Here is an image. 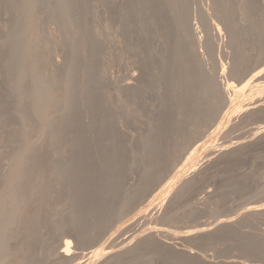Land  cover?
Instances as JSON below:
<instances>
[{
  "label": "rangeland",
  "instance_id": "obj_1",
  "mask_svg": "<svg viewBox=\"0 0 264 264\" xmlns=\"http://www.w3.org/2000/svg\"><path fill=\"white\" fill-rule=\"evenodd\" d=\"M24 1L26 2L28 0H0V186L1 187L4 188V183H5V187L7 185L6 182L8 178H10L11 164L15 156L19 152L25 151L24 147L25 149L28 148L31 145L30 143L34 145V146L31 145L32 148L34 147L33 148L34 152L33 151H32L33 153L31 152L32 153L31 163H29L27 167L25 166L26 169L25 168L22 169V176L27 175L26 179H28V181L32 180L31 181L32 183L31 182L28 183V181L22 176H20V178L23 179L21 180L19 179L18 181L19 187L22 186L21 188L24 189V192L26 193L27 197L31 198L29 199L31 201L29 200L27 201L29 202V205L27 202H26L27 204L26 203L24 204L23 202L22 204H20L23 205L20 207V209L23 210V213H21L22 211L20 210V215H19L20 216L19 223L22 224V225L19 224L20 225L19 230L20 229L21 230L16 236L17 238L16 239L13 238L14 240L12 239L8 243L9 245V248L7 247V249H9L8 253L10 255H12L13 253L14 255H16L17 254L16 252L20 251L19 254L24 255L26 252H24L23 254L21 253V250L22 252L25 249H26L25 251L27 252L31 251V253L30 252L29 253L31 256L33 255V258L35 257L34 258L35 264H42V263L43 264H109V263L110 264L113 263L114 264H123V263L124 264H264V211L262 212L261 210L259 213L257 212V214H255V212H252L254 214H252L251 212L249 213L248 211H247L248 213L246 212L248 205L250 206L253 203L254 204L256 202L258 203V201H264V35H261L260 39L256 41L257 38L253 36V31H250L251 28L250 24L242 20L243 13L240 14L242 12L240 6L241 0L240 2L238 0L240 9L238 7V4H236L237 2L235 0L234 1L211 0L212 4L210 3V0H200L202 3L199 0H193L194 2H192V5L194 6H192L191 10L190 7L192 0H153L159 3L160 5L167 7L175 6L178 5L179 3L185 4V7H187V4L188 7L190 6L189 7V12L191 17L190 27L192 30L195 29L196 31L193 30L194 31L193 33L197 34L196 36L195 34L193 36L191 30V39L195 47L194 52L197 55L199 54L200 56L202 55V57L196 55L197 61L199 63L198 65H200L199 67H197L198 71H196V73L198 72V75L199 73L200 75L198 77L196 74V78L199 79L200 84H203V86H205L206 82L207 84L209 82L210 85H212V87L209 86V84L206 85L208 86V88L211 87L213 89V92L217 91L218 94L216 95L217 96L219 95L218 97L219 99H221L220 101L222 102L220 103L218 98L216 99V101L215 100L212 101L214 98L211 97L212 99L211 100L209 99L210 96L209 97L207 96L208 100L214 102L213 104L209 102L210 104H212V106H210L207 103L208 100L205 98V96L202 97V99L203 98L206 99V101H203L206 104L200 101L199 105L201 104L203 105V107L205 105L206 107L207 105H209L207 108H209L210 110L211 107L212 111L210 110V112H213V110L215 109L213 115L205 107L206 109L204 108V110L202 111L203 116H204V111L206 113L207 110H208L207 112H209L210 115H208L209 113L207 114L208 116L205 114V116L202 119L200 118L202 117L201 112L199 114H197V112L196 113L193 112L187 113L188 111L187 112L185 111L186 113L183 112L184 111L183 108L185 105H182L183 104L182 102L186 101V99H182V98H181L182 100L180 99V97H183L182 95L183 91H185L184 92L185 97L183 98H186V95H188L187 97H189L190 99L195 98L194 94L196 92L193 91L194 98L192 97V95H190L191 96L190 97L189 96L190 93L186 92L187 90L190 89V83L188 82H190L191 80L189 78V81L188 79L187 80L185 79L186 81H184V79H182L183 76L180 77V75H178V73L182 74L181 70L178 67H175L174 70L171 69L173 72H171L170 70L171 75L169 71L168 73L167 71H163L160 66H158V68L156 66L150 67L149 70L147 69V71H149L148 73H146L147 71L145 72V70L142 69V67H140L138 58L141 59L140 57L142 56L141 55L142 50L139 51L141 48L140 41L142 36H140L141 33L139 35L138 31H136L137 26L135 28L134 26L133 27L131 26L132 22L134 21L130 19L132 17H130L128 12L126 11H129L127 7H130L132 9L131 12L136 15L135 21L139 25L140 22L142 21L141 15L144 16L150 4H147L144 7L142 6L140 8H137L133 3H130V0H112V1L91 0L95 2L89 1L90 5L87 15L85 14V16L84 15L78 16L79 22L80 23L82 22L81 23L82 25L80 26L81 32L79 31L80 30L79 29L77 33H75V36L81 39V40L79 39L78 41V43L81 46L79 44L78 46L76 45L77 47H81L79 51V49L76 50L77 47H75L74 43H71V41L62 40L64 38L61 37L62 36L60 32L61 26L59 25V22L61 24L60 17L62 15L57 17L53 13V8L57 4L59 5L58 2L59 0H42L41 1L42 4L40 6H36L33 8L30 7L29 2H28L29 5L26 6L27 4L25 5ZM109 1L113 9L115 7L114 10L112 9V7L109 8L110 5L106 4V2ZM134 1L148 2L149 0H134ZM206 1L209 2L206 3ZM99 3H103L104 6H102ZM203 3L205 4L203 5ZM20 4L22 6H20ZM198 4L199 5L202 4L204 7L201 5L202 7L199 6L197 8ZM213 4L216 5L217 8L216 11L212 10V8L215 7V5ZM217 4L220 5V7L223 6L221 7L223 9L222 10L223 12L221 11V8L217 6ZM230 6L233 7L231 8ZM24 7L26 8L25 10ZM106 8L109 9L107 10ZM201 8H202L201 11L202 13L199 12ZM22 9L24 13L22 12ZM111 9L113 12L111 11ZM183 9L187 10V8H183ZM235 9L239 11H236ZM204 10L207 11L204 12ZM212 12H214V14H212ZM227 12L228 14H232V22H234L233 23L234 27L235 25H237L238 31L241 30L240 32L243 33V34L239 33L241 42H243V44L241 43L236 44L231 40H230L231 43L230 41H226L232 38V36L230 35L231 31H229L228 29L231 27V25H229V23L227 22L225 23L224 14L225 13L227 14ZM25 14L26 16L27 15L28 16L26 17ZM204 14L207 17L210 16L212 17L211 19L209 18V21L211 20L210 23L218 21L217 24H219L222 27L220 30L221 35H219L220 32L217 29L211 31V29L206 24H204V21L202 19H199L200 21L198 20L199 16H201L202 18ZM219 14H221L220 15L221 17L218 16ZM115 15H117V17ZM123 15L125 16V18H123L124 17ZM239 15H241L240 16L241 18L238 17ZM215 16H218V18ZM29 17H33V20L35 17L38 25L35 23V21L33 22V20H30L32 18L29 19ZM213 17H215L216 19ZM219 18L221 20L224 19L223 22L225 25L226 24L227 25L223 26L222 25L223 23L220 24L219 21L220 22L222 21L219 20ZM233 19L237 21L235 22L233 21ZM192 20L194 22H192ZM238 21L239 22L243 21L242 22L243 25H241L242 23L238 24L237 23ZM32 23L36 24V25L34 24L35 26L33 27L35 29L31 28L30 29L31 31L28 30L26 32L24 30L27 29L25 28V26L27 27L29 26V24ZM211 25L214 26L213 23L210 24V26ZM13 27L17 29L16 31L17 33L19 31L18 35L16 33L14 35V33L12 32L14 31ZM206 27H207V31H205ZM244 27H248L247 28L248 33L246 31L244 34V31L246 29L245 30L241 29ZM225 28H227L228 30ZM226 31H228V33L225 34ZM136 32L137 34H135ZM249 32H251L250 35ZM209 33H213V34H209ZM227 34L231 37H229ZM57 35L61 38H59ZM224 36L226 38H224ZM90 37H92L95 40H99L103 42L102 44L103 48L102 50H100L101 53L93 54L94 56L96 55V57H94V60H92L93 55L92 57H89L88 55L86 56V54H89L88 52L90 50L89 44L88 46L86 44L89 43V41H92L91 40L92 38ZM137 37L139 39H136ZM242 37H244V39L247 40L244 39L242 40ZM46 38L48 39L46 40ZM211 38H214V40ZM223 39L225 40L224 42L225 44L223 43L224 41ZM22 40L23 41L25 40L24 45L26 43L27 44L30 43L31 40L32 42L34 41V44L32 45L33 46L32 52L34 51L33 54L36 53V55H39V58L40 56L41 57L45 56V57L42 58V60H39L40 61L39 64L41 66L38 65V63L37 64L31 63V61L29 60H24L23 62L21 60L20 63V59H18L20 64H17L18 62L15 63L16 71L14 70V67L12 71V69L11 70L10 68L8 69L7 66L8 63H10V61L12 60V58L15 59V57L18 55L20 48L25 47L23 45ZM59 40H62L63 42ZM158 40L159 42L161 40V43H159ZM166 40L167 37L165 35L164 36L161 35L159 38L155 40V47L157 46L156 52L161 49L162 44ZM80 41H83L84 44L82 42L80 43ZM84 41L87 43H85ZM12 42H16V43H12ZM92 42H94V40ZM226 42L228 45H226ZM131 44L134 47L133 50ZM208 44L210 46H208ZM239 44L241 46H239ZM19 45L22 46L20 47ZM83 45H85L86 48L88 47L89 50L86 49L85 46ZM134 45L135 46L138 45V47L136 46L137 47L136 48ZM214 45L217 47L215 48ZM230 45L231 47L229 48ZM234 45H236V47L238 46L237 51H235ZM50 47L52 48L51 51L53 52L48 53ZM73 47L75 48L74 50H76V53L79 52L78 56H80L79 59L81 62L84 59V64H85V62H89V60L91 59L89 62V66L92 65L93 66L92 68L90 66V68L88 69L89 67L88 66L87 68H85V70L87 71H85L83 68L84 64L82 62L83 65L81 64L82 67H79L80 69L79 68L78 69L76 68L77 70L74 69L73 63L71 64V62H74V57L72 54H76L75 51H73L72 49ZM210 47H212L213 49L211 48L210 50ZM5 48L8 49L9 51L6 50ZM39 49L41 52L39 51ZM233 49L237 53L235 55H238V53L241 51L240 54L244 58L243 57L238 58L237 56L238 61L236 59V62L234 63L233 61L235 60V58H233L234 54L231 55L232 52L235 53L234 51H231ZM86 50L88 51L86 52ZM213 50L216 53H214ZM225 50L227 51L229 50L230 52L229 51L225 52ZM55 51L58 53H56ZM20 52L22 53V50ZM211 52L214 54H212ZM21 53H19V55ZM163 53L164 52H157V54L161 58L163 56L166 58V53L165 54ZM54 55L56 56L57 60L56 58H54L55 57ZM218 56L219 59H215ZM72 57H73V61H69L71 60ZM109 57L111 60L108 59ZM203 57H206L207 60L206 58L203 59ZM240 58L241 60L243 58L242 62L241 60H239ZM46 59H49V61ZM85 59L87 61H85ZM107 60L108 61L110 60V62H108ZM229 60L233 61V63L236 66ZM4 62H7V65ZM240 62L241 63L244 62L245 64L243 63L244 64L243 65ZM238 63L241 64V66ZM16 64L18 65V70L20 72L17 71ZM42 64L45 66H43ZM77 65L80 66L79 63ZM201 66L203 67L204 70L201 69L202 68ZM199 68L201 69V71ZM229 68L231 70H229ZM37 69H38L37 75L39 76L33 74L34 71L37 72ZM54 69L56 70L54 71ZM71 69L72 71L74 70L73 73L70 72ZM100 69L103 70V73ZM150 69H152L151 70L152 72H154L153 70L156 69L154 72L155 74L152 72L150 73ZM159 69L161 70V75L159 74L160 72H158ZM99 70L101 72V74L99 75V78L101 79L100 88L103 89L104 91L103 92L104 99L102 103L105 105L106 108L110 109L111 112L113 113L112 122L114 128L115 127L119 128L117 130L118 131L120 130L121 132V133L118 132L116 134L117 135L116 138H118V135L123 134L122 137H119L121 138V141H119L120 140L119 138L117 140L114 139L115 138L114 134L117 131L115 128V132L113 131L114 132L113 135L111 132L109 133L111 135L109 136L112 138L111 140L112 141L114 140L113 144L111 141H109L110 139H108L107 136L108 134L101 135L102 140H104V142L109 141L108 144L109 143L111 144V145L107 144L106 147L104 145L105 143L102 140H100L101 136L98 135L99 132L104 131V128L101 126V123H98V125H96L95 123H97L99 120L96 117H88L87 113L84 112L83 113L84 118H82V121L80 120L83 123L84 128L86 129L90 124L95 128L94 129L90 128V131L86 130V136H82L84 140H88L87 147L84 146L72 147V141H75L73 134H69V133L66 134L62 132L64 134L63 137L62 136L59 137V135H62L61 130L63 131L62 128L64 127L63 125H65L64 123L65 121L63 122L59 121V120H63L61 118H63L64 116L62 117L61 115L64 113L61 112V115H59L60 113L59 107L61 106V103H58V107H57V102H62L63 98L65 97V96L63 97L60 96L62 95L61 93L65 92L66 90V88L63 87L64 83L66 85L72 83L74 89H72L68 95L72 97L71 99L74 98L75 100L74 99L73 100L75 102L77 101V103L75 104L80 103L79 105L85 107L89 103H91V99H92L91 93L96 89V84L94 85L93 83L96 82L95 78H97ZM162 71L165 72L166 74H164ZM174 71L177 72L178 76L175 74ZM39 72L41 74H39ZM141 72H144V74L141 75ZM21 73L22 74L26 73L27 75L21 78L22 76ZM94 73L96 74L95 76L93 75ZM153 74L154 77L152 76ZM158 74L162 78L157 77ZM149 75H151V77ZM167 75H169L168 79H167ZM173 75L174 76L176 75L175 77L181 79L176 78L174 82L175 77H173ZM201 75H203V77L205 76L203 80L200 77ZM17 76H19L20 78L18 77L19 79H17ZM40 76L42 77L46 76L44 78L45 79L49 78V80L52 78L54 80H59V81H54L52 79L50 81V83L52 81L54 82L55 86L53 85V89L58 88V90L55 89L56 92L53 90V92H55V97H54V93H52L53 95L52 98L50 97V95L48 96V98L50 99L47 100L46 98L44 108L41 110L43 111V113H45L44 111L47 110H48L47 112L50 113L51 109L53 108V111H51L52 113L49 115L51 116L49 117L51 118V120H49L51 123H49L48 121L49 124L46 125L47 127L44 128L43 126L45 125L42 124V120H40V116H39V113L41 111L37 113L36 111H34V108L31 107L33 106V101H32L33 99H31L32 94H29L32 93V91H36L34 88L36 89L39 88V87L38 88L35 87V79ZM93 76L94 79H92ZM143 78L144 81L147 78V80L149 79L151 80V82L155 81L156 79L155 81L156 83L154 82L152 83L158 84L161 81L162 85L164 81L167 82L170 79V81L167 82V84L165 82L164 83L166 85L169 84L168 86L173 87V88L169 87L172 88L171 91H174L175 90L174 88H176V90L174 91L175 93L170 92L168 86L166 87L165 85H163L165 86V88H167V90L163 89L164 87L161 85V82L159 83L161 85L160 86L159 84L154 85L148 81V84L151 83L149 84L150 87L149 85H147V89H146L147 91L144 92H148V90H150L151 87H152V91L153 89L154 91L153 94L152 92H148L149 94L143 93V95L145 94V97H142L143 100L140 97H139L140 100L139 99L137 100L138 97L135 99L133 95H130L132 97L128 95L130 98L129 97L126 98L127 96H124L123 97L124 99L122 98V95H120L121 93L117 95L119 93V90H117L118 87L120 88L121 86H124L125 83L127 84L132 81L134 82V84L130 83L129 85L138 86L140 84L139 83L140 80L142 82ZM157 79H161V80L157 81ZM214 79L216 80V82ZM49 80H47L48 83ZM181 80H183V82H181ZM178 81H180L181 83H178ZM226 82L227 83L229 82L230 85L232 86V88L230 89V93H227L224 90L226 87L225 86ZM177 83H178V87L174 85ZM183 84H185L186 85L185 87L186 88L188 87V89H185ZM215 84L217 85V88H214ZM56 85H60V86L56 87ZM23 86L29 89V91H27L28 95L27 94L25 95L26 97L25 96L22 97L18 95L19 93L18 91ZM44 86L47 87L46 85ZM44 86L41 87L42 90L45 89ZM155 86L156 87L158 86V88H156ZM240 86L243 87L244 90ZM159 87H163V88L161 89ZM63 88L65 90L61 91V89ZM155 88L157 91L155 90ZM31 89L33 90L31 91ZM163 90H165L166 93L167 91H169L167 93L168 94L167 97L163 93H161ZM45 91L47 90L45 89ZM237 91L239 92V95ZM169 93L172 94L169 95ZM215 93H213L212 96L216 98ZM57 95L61 98L60 99L57 98L56 97ZM196 96L197 97L194 100H199V99L202 100L199 97V95ZM164 98L166 99L165 102H164L165 100ZM135 100H137V102L140 101L138 104L141 106L138 105L136 106L137 102ZM194 100L191 101L194 102ZM55 102H56V107L55 106L54 107L57 108L56 110L59 111V112L57 111L58 114L55 113L56 110H54L55 108L53 107V105H55ZM156 104L157 107L155 106ZM178 104H180V106L181 105L183 106L182 108L178 106L180 107L181 111L178 110L177 107ZM213 105H215L216 108L215 107L213 108ZM45 106L46 108H49V106L51 108L45 109ZM19 107L20 108L23 107V108L20 109ZM175 107L177 108V110ZM30 108H32L33 110ZM129 108H131L130 111ZM26 109L27 112H29L28 115L27 113H25ZM20 111H22V113ZM23 113H25L26 115H23ZM33 113H37L38 117L36 114ZM54 113L56 115H54ZM32 115L35 117H32ZM160 116H162L163 118H161ZM184 117H186L185 120ZM205 117H207L206 120H204ZM177 120L178 121L182 120V122L180 121V123H178ZM31 121L34 123H32ZM204 121L206 122L208 121V122L206 123ZM30 122L32 124H35L33 125L34 129H32L31 132L29 131L31 128H33V126L31 125L30 128L29 126H27L31 124ZM37 122H40V124ZM55 129L58 137L57 136L55 137L56 134L53 133ZM154 129H156V131H159V135L158 132L154 131ZM162 130H164L163 133ZM35 132H38L37 135ZM97 135L99 139L96 138ZM104 136H107V139ZM51 139L52 141H50ZM61 139L63 141H61ZM99 140L102 143L99 142ZM184 140L185 141L187 140L188 142L186 141L185 143ZM115 141L116 143H114ZM52 142H54V146ZM50 144L52 146H49ZM158 144H159L158 147L160 149L157 147ZM103 146L105 147V149L110 146V151H112L111 148L113 149V151L110 152L109 154L108 153L109 150L108 149L105 150ZM154 146H156L157 148H155ZM20 147L23 148L21 149ZM152 147L153 149H151ZM157 149H159L160 152L159 151L156 152ZM58 150L60 151L58 152ZM114 152L116 154H114ZM151 152H155V153H152L153 155H151ZM112 153L114 154V156H112L113 158L116 156V159L114 158L115 160L119 158L118 161H116L119 162V164L114 162L115 160L111 158L110 155ZM12 154L14 155L12 156ZM78 155L80 158L81 155H85L84 156L85 158L81 161L80 158L79 159L77 158ZM150 155L152 158L150 157ZM109 156L110 158H108ZM109 159L110 160L113 159L114 161L108 162ZM47 162L50 163L51 166ZM108 163L110 164L108 165ZM148 164L151 165L152 168H148L149 169L148 171L146 169V171L148 172L147 173L144 168L145 166L150 167ZM29 165L32 167H30ZM46 166L47 168L49 167V169H46ZM57 166L58 168H56ZM63 166L65 167V170H62L64 169ZM66 166L69 167L66 168ZM33 167L35 169H32ZM61 167L63 168L61 169ZM40 168L44 170V172L45 171L48 172V174L44 175V172L42 173V170ZM51 168H53V170ZM69 168L73 172L74 171H77L78 173L79 171L81 172L79 174L82 175L79 176L80 178L79 177L77 178V181L78 179L81 178L84 180L81 179L82 181L79 180V182H76L75 180L74 181L78 184L83 183V185L85 183L90 184L91 187L93 188L92 192L90 191L88 192V194L80 195L76 191L78 190L79 185H77L78 186L77 188L72 186L70 187L71 182L69 183V181L72 180L73 178L75 179L76 174L74 175L72 171L69 170L70 171L69 172L68 170H66ZM54 170L57 171L54 172ZM60 170H62V173L66 172V174H68L67 172H69L70 174L72 173L71 175L73 176V178L69 174L67 175L66 178H68V176H71V179H69L70 177L68 178V180L65 179V177H63L61 172L60 173L58 172ZM57 172L62 177H60V175ZM144 172H146V174H144ZM32 176L34 177L32 178ZM61 178H64V181ZM113 178L117 182L116 185L114 183L115 181ZM60 179L62 181H59ZM105 179H108V181L112 179L113 180L112 184H114L115 186L111 184L112 187L109 186L107 188L104 187ZM68 183L69 185H67ZM25 185L26 186L29 185L27 186L28 188L26 187L25 189ZM31 185L32 187L33 186L34 187L31 188ZM73 185L76 186V184ZM72 188H75L76 190L74 189V191L76 192H74ZM25 190H27V192ZM70 190L73 192V194ZM24 192L22 190L20 199H22V196L25 195ZM126 195L127 197L131 196V198L128 197L129 198L128 199ZM33 197L36 198L34 199ZM4 202L6 204L5 203L3 204H5V206L8 205L7 207L13 205L12 202L9 201H4ZM50 202L52 204H49ZM78 202L82 203L80 204L82 205L81 207L78 204ZM76 204L79 206L80 210H82L83 208V210L85 211V212L83 211V213H85V215L88 214L89 216V214L92 213L90 214V216H92L93 218L92 219L89 216L92 222H90L89 220L90 218L85 219L86 223L84 224L87 223L88 224L85 226L86 230H81V232L79 231V229L77 232H75L77 228L74 230L73 226L69 223L70 222L69 217L71 219V217L73 216L72 209H76L77 206ZM83 204L85 206L87 205L89 209L85 207ZM89 211L90 213H86ZM36 213L40 215L38 216ZM21 215L22 216L24 215V217H22ZM223 217H231L230 222L228 223L221 222L220 218L222 220ZM85 218L88 217L85 216ZM232 218L235 221L232 220ZM97 219L98 220L100 219L101 221L100 220L98 221ZM86 220H89V222ZM218 222L220 223V225ZM31 224H36V229L39 228L38 230L41 231L39 232L37 230V233H35L36 235L34 236V238H28L27 240L26 239L27 237L25 236L26 230L24 231V229H28V227H30ZM64 224H66V228ZM206 224L211 226V228H209L211 230L210 231L207 230L202 234L195 233L191 235L188 234V232L186 231V230L190 231L191 230L190 228L192 227H193L192 229H194V226L196 228L197 226L200 227ZM59 225H62V227ZM70 225L72 228L69 227ZM161 226L162 227L165 226L164 229L166 227L168 230L171 229L174 233H176V236L171 237L170 235H168L167 237L166 233L162 232L164 235H166L165 238V236L161 233V231H159L160 230L159 228L162 229ZM83 231L84 232L86 231L87 233H83ZM20 232L21 233L23 232L24 234H21ZM80 233L84 235L83 236L84 239L82 240H81V235H79ZM181 233L184 234L181 235ZM183 235L184 237L186 235L187 236L185 238H182ZM67 237L72 241V246H71L72 250L68 257L62 256L61 258V254H60L61 245L63 246L64 244L63 242ZM258 237L260 238V240ZM29 239H32L33 241ZM34 239L35 240L38 239V240L35 241ZM16 240L18 241L16 242ZM61 241L63 244H61ZM257 241L260 242L257 243ZM138 242H140L141 246L138 245ZM254 242H256L258 245ZM107 246L115 247L114 248L115 252L113 253V256L115 255L114 257H116V254H118L117 252H120L119 256L117 255L118 258L112 259L113 256H111V254L106 257H102L100 255V252L98 250L105 248ZM26 247L32 249H29L28 251ZM44 247H45V251H44ZM162 250L164 252L167 251L166 254L165 253L162 254L163 253ZM120 254L122 257L120 256ZM20 255H16V256H20ZM33 258L32 257L30 258L31 261H33ZM107 258L108 260L106 261ZM30 259H28L29 263L27 262V264H34V262L32 263Z\"/></svg>",
  "mask_w": 264,
  "mask_h": 264
},
{
  "label": "bare ground",
  "instance_id": "obj_2",
  "mask_svg": "<svg viewBox=\"0 0 264 264\" xmlns=\"http://www.w3.org/2000/svg\"><path fill=\"white\" fill-rule=\"evenodd\" d=\"M41 1L42 0H28V1H24L25 2V5L26 6H28L29 4H30V7H36V6H40L42 3H41ZM85 1V2H84ZM88 1V2H87ZM89 1H91V0H59L58 2H59V5L57 4L54 8H53V13L58 17V16H61L60 17V19H61V24H60V22H59V25L61 26V30H60V32H61V37L62 38H64V39H62V40H69V41H71V43H74V46L75 47H77L78 46V41H79V39L80 38H77L76 36H75V33H77V31L79 30L80 32H81V28H80V26L82 25L80 22H79V20H78V16H80V15H84L85 16V14L87 15V13H88V10H89ZM95 1H97V0H95ZM95 1H91V2H95ZM100 1H108V0H100ZM112 1V0H111ZM200 1V0H199ZM213 1V0H212ZM228 1V0H227ZM229 1H231V0H229ZM232 1H234V0H232ZM236 2V4H238V7H239V3H238V0H235ZM19 2H21V1H19ZM23 2V3H24ZM28 2H29V4H28ZM192 2H194L193 0L191 1V7H190V10H191V8H192V6H194V5H192ZM196 2H198V1H196ZM201 2V1H200ZM207 2H209V1H206V3ZM239 2H240V0H239ZM97 3V2H96ZM103 3H105V2H103ZM103 3H99V4H101L102 6H104L103 5ZM110 3V1L109 2H106V4H108V5H110L109 6V8L110 7H112L111 6V3ZM130 3H133L134 5H135V7H137V8H140V7H144V6H146L147 4H150V6L148 7V10L146 11V13L144 14V16L143 15H141V22H140V24L138 25L137 23H136V21H135V14H133L131 11H132V9L130 8V7H127L128 8V10L129 11H126V12H128V14H129V16L130 17H132V18H130V17H128V18H130L132 21H134V22H132V24H131V26L133 27L134 26V28L137 26V29H136V31H138V33H139V35H140V33H141V35L140 36H142L141 37V41H140V46H141V48H140V50L139 49H136V50H139V51H141L142 50V56L140 57L141 59H139L138 58V60H139V63H140V67H142V69H144L145 70V72L147 71V69L149 70V68L150 67H152V66H156L157 68H158V66H160L161 68H162V70L163 71H167V73H168V71L170 72V70L171 69H173L174 70V68L175 67H178L180 70H181V72H182V74L181 73H178V75H180V77H182V79H184V81H186L187 79H188V81H189V78H190V82H188V83H190V91L189 90H187L186 92H188V93H190L189 94V96L190 95H192V97L195 95V98L194 99H196V95H199V97L202 99V97H204L205 96V98L208 100V97L210 96V98L209 99H211V97L212 98H214L212 101H216V99L218 98L219 99V95L217 96L216 94H218L217 93V91H215V92H213V89L211 88L212 87V85H210V83L208 82V84H209V86H211V87H209L208 88V84H207V82H206V84H205V86H203V84H200V81H199V79H197L196 78V74H197V76L199 77V75H200V73H199V75H198V72L196 73V71H198L197 69V67H199L200 65H198L199 63H198V61H197V58H196V53L194 52L195 51V47H194V43L192 42V39H191V27H190V12H189V7H188V4H187V7H185V4H182V3H179L178 5H175V6H171V7H167V6H163V5H160L159 3H157V2H155V1H153V0H149L148 2H136V1H134V0H130ZM202 3V2H201ZM210 3H211V0H210ZM216 3V2H215ZM230 3V2H229ZM232 3H234V2H232ZM114 4V3H113ZM205 3H203V5H204ZM212 4V3H211ZM225 4V3H224ZM24 5V6H25ZM107 5V6H108ZM189 5H190V3H189ZM202 5V4H201ZM201 5H197V8L199 7V6H201ZM202 5V6H203ZM213 5H215V4H213ZM229 5V4H228ZM233 5V4H232ZM235 5V4H234ZM18 6H19V4H18ZM20 6H22L21 4H20ZM83 6V7H82ZM106 6V7H107ZM201 6V7H202ZM211 6V5H210ZM217 6L218 7H220V5H218L217 4ZM241 10H242V12L240 13V14H242L243 13V16H242V20L243 21H245V22H247L248 24H250V26H251V28H250V31H253V36H255V38H257L256 39V41H258L259 39H260V36L261 35H264V0H241ZM204 7V6H203ZM214 7V6H213ZM221 7H223V6H221ZM220 7V8H221ZM231 7V6H230ZM233 7V6H232ZM231 7V8H232ZM236 7V6H235ZM238 7H237V9H238ZM18 8H20V7H18ZM92 8V7H91ZM108 8V9H109ZM126 8V7H125ZM183 8H187V10H185V9H183ZM206 8V7H205ZM212 8V7H211ZM215 8V9H214ZM214 8H212V10H214V11H216V5H215V7ZM26 8L24 7V10H25ZM28 9V8H27ZM107 9V8H106ZM107 9V10H108ZM112 9H113V7H112ZM112 9H111V11H112ZM114 9H115V7H114ZM113 9V10H114ZM195 9H196V7H195ZM237 9H235L236 11H239V10H237ZM239 9H240V7H239ZM200 10V9H199ZM199 10H197V11H199ZM211 10V9H210ZM219 10V9H218ZM218 10H217V13H218ZM223 9L221 8V11H222ZM225 10V9H224ZM233 10V9H232ZM231 10V11H232ZM110 11V10H109ZM202 11V8H201V10L199 11V12H201ZM207 10H204V12H206ZM220 11V10H219ZM230 11V10H229ZM228 11V12H229ZM234 11V10H233ZM22 12H23V9H22ZM27 12V11H26ZM113 12V11H112ZM123 12H124V10H123ZM192 12V11H191ZM194 12V11H193ZM195 12H196V10H195ZM199 12H197V13H199ZM211 12V11H210ZM223 12V11H222ZM222 12H220V13H222ZM228 12H227V14L225 13H223L224 14V17H225V23L227 22V23H229V25H231V29L230 28H228L229 29V31H231V34H230V32H229V34L232 36V38L231 39H228V40H226V41H232V42H234V43H241V44H243V42H241V39H240V35H239V33H241V34H243L242 32H240V31H238V27H237V25H235V27H234V25H233V23L234 22H232V14H228ZM24 13V12H23ZM28 13V12H27ZM115 13V12H114ZM202 13V12H201ZM208 13V12H207ZM216 13V14H217ZM231 13V12H230ZM53 14V15H54ZM116 14V13H115ZM125 14V13H124ZM127 14V15H128ZM212 14H214V12H212ZM215 14V15H216ZM238 14H239V12H238ZM237 14V15H238ZM126 15V14H125ZM196 15V14H195ZM209 15V14H208ZM221 14H219L218 16H220ZM237 15H236V17H237ZM25 16H26V14H25ZM28 16V15H27ZM26 16V17H27ZM56 16H55V18H56ZM116 17H117V15H115ZM124 16V15H123ZM199 16V15H198ZM210 16V15H209ZM218 16H215V17H217L218 18ZM234 16V15H233ZM241 15H239L238 17L239 18H241L240 17ZM215 17H213V18H215ZM221 17V16H220ZM224 17H222V18H224ZM30 18H32V19H30ZM81 18V17H80ZM123 18H125V16L123 17ZM198 18V17H197ZM209 18L211 19L212 17L210 16V17H207L205 14L202 16V18H201V16H199V18H198V20L199 19H202L203 21H204V24H206L210 29H211V31L213 30H215V29H217L219 32H220V30H221V26L219 25V24H217V22L215 23V22H211L210 23V21H209ZM29 19L30 20H33V17H29ZM59 19V18H58ZM113 19V18H112ZM134 19V20H133ZM216 19V18H215ZM201 20V21H202ZM219 20H221L220 18H219ZM224 20V19H223ZM223 20H221L222 22H220L219 21V23L221 24V23H223L222 25L223 26H226L225 24H224V22H223ZM239 20V19H238ZM35 21V23L37 24V20L35 19V17H34V20H33V22ZM200 21V20H199ZM202 21V22H203ZM233 21H235L234 19H233ZM237 21V20H236ZM235 21V22H236ZM240 21V20H239ZM237 22L238 24L239 23H242L243 21H241V22ZM192 22H194L193 20H192ZM201 22V23H202ZM206 22V23H205ZM13 23V22H12ZM16 23V22H15ZM14 23V24H15ZM35 23H32V24H29V26H25V28H27V29H24L26 32L28 31V30H30L31 28H33L36 24ZM214 24V26H210V24ZM35 24V25H34ZM203 24V23H202ZM245 24V23H244ZM19 25V24H18ZM17 25V26H18ZM38 25V24H37ZM200 25V24H199ZM241 25H243V23L241 24ZM247 25V24H246ZM11 26V25H10ZM22 26V25H21ZM20 26V27H21ZM59 26V27H60ZM248 26V25H247ZM15 27H16V25H15ZM15 27H13L14 28V31H12L13 33H14V35H15V33L18 35V33H19V31H18V33L16 32L17 31V29H15ZM37 27V26H36ZM88 27V26H87ZM86 27V28H87ZM200 27V26H199ZM213 27V28H212ZM233 27V28H232ZM23 28V27H22ZM129 28H130V26H129ZM204 28V27H203ZM203 28H202V30H203ZM248 27H244V28H241V29H243V30H245L244 31V34H245V32L247 31V33H248V29H247ZM33 29H35V28H33ZM60 29V28H59ZM225 29H227V28H225ZM227 29V30H228ZM12 30V29H11ZM55 30V29H54ZM58 30V29H57ZM83 30V29H82ZM132 30H133V28H132ZM131 30V31H132ZM135 30V29H134ZM193 30H195V29H193ZM192 30V33L194 32ZM242 30V31H243ZM10 31V30H9ZM24 31V32H25ZM31 31V30H30ZM127 31V30H126ZM196 31V30H195ZM205 31H207V27H206V29H205ZM210 31V30H209ZM210 31V32H211ZM83 32V31H82ZM91 32V31H90ZM133 32V31H132ZM9 33H11V32H9ZM13 33H11V34H13ZM33 33V32H32ZM41 33V32H40ZM57 33V32H56ZM79 33V32H78ZM201 33H204V32H201ZM206 33V32H205ZM224 33V32H223ZM226 33H228V31H226L225 32V34ZM250 33L251 32H249V35H250ZM37 34H39V33H37ZM51 34V33H50ZM60 34V33H59ZM135 34H137V32L135 33ZM194 34L195 33H193V36H194ZM209 34H213V33H209ZM34 35V34H33ZM64 35V36H63ZM161 35H165L166 37H167V40L162 44V47H161V49L159 50V51H157V52H164L163 54H165L166 53V58L164 57H160L158 54H157V52H156V47H155V40L157 39V38H159ZM197 34H195V36H196ZM219 35H221V32H220V34ZM228 35V34H227ZM29 36H32V35H29ZM38 36V35H37ZM46 36V35H45ZM58 36V35H57ZM92 36V35H91ZM207 36V35H206ZM211 36V35H210ZM213 36V35H212ZM229 36V35H228ZM231 36H229V37H231ZM243 36H245V35H243ZM10 37V36H9ZM34 37H36V36H34ZM59 37V36H58ZM61 37H59V38H61ZM199 37H200V35H199ZM208 37V36H207ZM214 37V36H213ZM217 37H220V36H217ZM251 37V36H250ZM8 38V37H7ZM15 38V37H14ZM52 38H54V37H52ZM90 38H92V37H90ZM224 38H226L225 36H224ZM254 38V37H253ZM19 39V38H18ZM29 39V38H28ZM32 39V38H31ZM45 39V38H44ZM48 38H46V40H47ZM136 39H139L138 37L136 38ZM135 39V40H136ZM161 39V38H160ZM206 39H208V38H206ZM211 39H213L214 40V38H211ZM216 39H219V38H216ZM244 39V37H242V40ZM248 39H250V38H248ZM37 40H38V38H37ZM50 40V39H49ZM62 40H59V41H62ZM81 40V39H80ZM92 41L94 40V42H92V41H89V43H87V42H85V43H87L86 45L88 46V44H89V46H90V50L88 49V47L86 48V46L85 45H83V46H85V48L86 49H88L89 50V54L91 55H89V54H86V56L88 55L89 57H92V55L93 54H99V53H101V51L100 50H102V48H103V46H102V44H103V42H101V41H99V40H95V39H91ZM200 40V39H199ZM202 40V39H201ZM224 40V39H223ZM244 40H247V39H244ZM255 40V39H254ZM18 41V40H17ZM23 41V40H22ZM25 41V40H24ZM23 41V45H24V42ZM28 41H30V40H28ZM88 41V40H87ZM163 41H164V39H163ZM207 41V40H206ZM217 41V40H216ZM215 41V42H216ZM220 41V40H219ZM222 41V40H221ZM231 41H230V43H231ZM250 41V40H249ZM42 42V41H41ZM52 42H53V40H52ZM63 42V41H62ZM83 43V41H80V43ZM91 42V43H90ZM158 42H159V40H158ZM225 42V40L223 41V43ZM246 42V41H245ZM251 42V41H250ZM260 42V41H259ZM12 43H16V42H12ZM18 43V42H17ZM36 43V42H35ZM48 43V42H47ZM56 43V42H55ZM61 43V42H60ZM159 43H161V40H160V42ZM233 43V44H234ZM247 43V42H246ZM21 44V43H20ZM34 44V41L32 42V40L30 41V43H26L24 46L25 47H21L20 45V47L21 48H23V49H21L20 48V51L22 50V53L19 51V53H21L20 55H19V53H18V55L15 57V59H13L12 58V60L10 61V63H8V69L10 68V70L12 69V71H13V67H14V70H15V63H17V64H20L21 63V60H22V62L24 61V60H29V61H31V63H35V64H37L38 63V65H40L39 64V60H42V58H44V57H41L40 56V58H39V55H36V53L35 54H33V52H32V45ZM50 44V43H49ZM66 44V43H65ZM84 44V43H83ZM212 44V43H211ZM225 44V43H224ZM232 44V45H233ZM248 44V43H247ZM13 45V44H12ZM16 45V44H15ZM27 45V46H26ZM55 45V44H54ZM70 45V44H69ZM77 45V46H76ZM80 45V44H79ZM125 45H126V42H125ZM129 45V44H128ZM226 45H228L227 44V42H226ZM244 45H245V43H244ZM250 45V44H249ZM38 46V45H37ZM42 46V45H41ZM45 46V45H44ZM52 46V45H51ZM61 46V45H60ZM68 46V45H67ZM71 46V45H70ZM73 46V45H72ZM81 46V45H80ZM82 46V47H83ZM131 46H132V44H131ZM130 46V47H131ZM135 46V45H134ZM137 47H138V45H136ZM135 46V47H136ZM208 46H210L209 44H208ZM215 46V45H214ZM224 46V45H223ZM239 46H241L240 44H239ZM34 47H35V45H34ZM46 47H48V46H46ZM64 47H65V45H64ZM124 47V46H123ZM136 47V48H137ZM213 47V46H212ZM212 47H210V50H211V48ZM217 46H215V48H216ZM228 47V46H227ZM231 47V45L229 46V48ZM234 47H235V51H237V47H236V45H234ZM245 47V46H244ZM244 47H243V49H244ZM8 48H9V46H8ZM13 48V47H12ZM63 48V47H62ZM80 48L81 47H77L76 48V50L77 49H79V51H80ZM133 46H132V50H133ZM6 49V48H5ZM43 49V48H42ZM51 47H50V49H49V51H48V53L49 52H53V51H51ZM73 49V51H75V53H76V50H74L75 48L73 47L72 48ZM105 49V48H104ZM126 49V48H125ZM201 49V48H200ZM206 49V48H205ZM204 49V50H205ZM213 49V48H212ZM224 49V48H223ZM228 49V48H227ZM6 50H8V49H6ZM37 50H38V48H37ZM36 50V51H37ZM88 50H86V52L88 51ZM127 50H128V48H127ZM203 50V49H202ZM215 50V49H214ZM214 50H213V52H214ZM219 50V49H218ZM240 50V49H239ZM242 50V49H241ZM9 51V50H8ZM39 51H40V49H39ZM43 51V50H42ZM72 51V52H73ZM85 51V50H84ZM207 51V50H206ZM216 51H217V49H216ZM221 51H222V49H221ZM227 50H225V52H226ZM229 51V50H228ZM227 51V52H228ZM231 51H234V49L233 50H231ZM234 51V52H235ZM250 51H252V50H250ZM41 52V51H40ZM56 52V51H55ZM103 52H105V51H103ZM138 52V51H137ZM198 52V51H197ZM224 52V51H223ZM230 52V51H229ZM255 52V51H254ZM2 53H4V52H2ZM56 53H58V52H56ZM74 53V52H73ZM79 53V52H78ZM78 53H76V54H72L73 55V57H74V62H71V64L73 63V67H74V69L75 70H77L79 67H82V65L84 64V59L83 58H85V57H83L82 59H83V64H82V62L80 61V59H79V57L80 56H78ZM82 53H84V52H82ZM131 53H133V52H131ZM134 53H136V52H134ZM139 53V52H138ZM212 53V52H211ZM214 53H216V52H214ZM214 53H212V54H214ZM241 51L238 53V55H235V54H237L236 52L235 53H231V55H233L234 54V57L233 58H235V60H233L234 61V63L236 62V59H237V56H238V58L239 57H243V56H241ZM249 53H251V52H249ZM253 53V52H252ZM40 54V53H39ZM50 54H53V53H50ZM55 54V53H54ZM71 54V53H70ZM84 54V55H85ZM129 54V53H128ZM255 54V53H254ZM258 54V53H257ZM41 55H43V54H41ZM76 55V56H75ZM80 55V54H79ZM105 55V54H104ZM230 55V54H229ZM2 56V55H1ZM19 56V57H18ZM55 56V55H54ZM83 56V55H82ZM132 56V55H131ZM197 56H199V57H202V55L200 56V54L199 55H197ZM215 56V55H214ZM217 56V55H216ZM236 56V57H235ZM245 56H247V55H245ZM250 56H251V54H250ZM14 57V56H13ZM18 57V58H17ZM73 57L71 58V60H69V61H73ZM94 57H96V55L94 56L93 55V59L92 60H94ZM98 57V56H97ZM134 57V56H133ZM207 57V56H206ZM206 57H203V59H205ZM225 57V56H224ZM227 57V56H226ZM253 57V56H252ZM48 58H50V57H48ZM54 58H56V56L54 57ZM86 58H88V57H86ZM222 58H223V56H222ZM230 58H232V57H230ZM244 58V57H243ZM243 58H242V60H241V58L239 59V60H241V62L243 61ZM9 59V58H8ZM11 59V58H10ZM18 59H20V63H19V61H18ZM59 59V58H58ZM90 59V58H89ZM108 59H110V57L108 58ZM215 59H219V56L217 57V58H215ZM46 60H48L49 61V59H46ZM56 60H57V58H56ZM91 60V59H90ZM90 60H89V62H90ZM111 60V59H110ZM110 60L108 61V62H110ZM206 60H207V58H206ZM224 60V59H223ZM249 60V59H248ZM253 60V59H252ZM16 61V62H15ZM60 61V60H59ZM85 61H87L86 59H85ZM106 61V62H107ZM114 61V60H113ZM131 61V60H130ZM229 61H231V60H229ZM233 61H231L232 63H233ZM237 61H238V59H237ZM9 62V61H8ZM53 62V61H52ZM89 62H85V64L83 65L84 67V70H85V68H87L88 66H89ZM93 62V61H92ZM91 62V63H92ZM136 62V61H135ZM214 62V61H213ZM240 62V63H241ZM251 62V61H250ZM4 63H6V65H7V62H4ZM29 63V62H28ZM44 63V62H43ZM49 63V62H48ZM80 64V66H78L77 64ZM90 63V64H91ZM113 63V62H112ZM137 63V62H136ZM233 63V64H234ZM244 63V62H243ZM243 63H241V64H243ZM257 63V62H256ZM3 64V63H2ZM16 64V65H17ZM35 64H34V66H35ZM82 64V65H81ZM103 64H105V63H103ZM229 64H231V63H229ZM232 64V65H233ZM237 64V63H236ZM239 64V63H238ZM241 64H239L240 66H241ZM245 64V63H244ZM243 64V65H244ZM33 65V64H32ZM43 65V64H42ZM58 65V64H57ZM109 65V64H108ZM137 65V64H136ZM215 65V64H214ZM228 65V64H227ZM235 65V64H234ZM233 65V66H234ZM242 65V66H243ZM20 66V65H19ZM41 66V65H40ZM43 66H45V65H43ZM55 66V65H54ZM70 66H72V65H70ZM78 66V67H77ZM91 66V68L93 67L92 65H90ZM90 66L88 67V69L90 68ZM101 66V65H100ZM204 66V65H203ZM236 66V65H235ZM246 66V65H245ZM257 66V65H256ZM4 67H6V66H4ZM29 67V66H28ZM109 67V66H108ZM135 67V66H134ZM202 67V66H201ZM237 67H239V66H237ZM244 67V66H243ZM249 67V66H248ZM255 67V66H254ZM26 68H27V66H26ZM38 68V67H37ZM77 68V69H76ZM83 68H82V70H83ZM96 68V67H95ZM136 68H137V66H136ZM153 68H155V67H153ZM222 68V67H221ZM234 68V67H233ZM239 68H241V67H239ZM2 69V68H1ZM20 69V68H19ZM70 69V68H69ZM73 69V68H72ZM72 69L70 70V72H72L73 73V71H72ZM80 69V68H79ZM99 69V68H98ZM141 69V68H140ZM200 69V68H199ZM201 69H203V67L201 68ZM201 69H200V71H201ZM219 69H220V66H219ZM236 69H238V68H236ZM254 69V68H253ZM255 69H257V68H255ZM5 70V69H4ZM9 70V71H10ZM21 70V69H20ZM40 70V69H39ZM56 69H54V71H55ZM97 70V69H96ZM101 70V69H100ZM100 70H99V72H100ZM107 70V69H106ZM152 69H150V73L152 72L151 71ZM156 70V69H155ZM155 70H153L154 72H155ZM204 70V69H203ZM229 70H231L230 68H229ZM234 70V69H233ZM243 70V69H242ZM6 71H7V68H6ZM16 71V70H15ZM14 71V72H15ZM17 71H19L18 70V65H17ZM29 71V70H28ZM85 71H87V70H85ZM102 71V73H103V70H101ZM158 71V70H157ZM162 71V72H163ZM175 71H176V69H175ZM174 71V72H175ZM209 71V70H208ZM235 71V70H234ZM20 72V71H19ZM30 72H32V71H30ZM91 72V71H90ZM96 72V71H95ZM98 72V71H97ZM98 72V75H97V78H95L96 79V82L95 83H93L94 85L96 84V89L94 90V91H92V93H91V97H92V99H91V103H89L87 106H81V105H79L80 103H78V104H75V103H77V101L75 102L73 99H71L72 97H70L68 94L70 93V91L72 90V89H74L73 87V85H72V83L71 84H65L64 83V88H66V90L63 88V89H61V91L62 90H65V92H63V93H65V94H63V93H61L62 95H60V96H65L64 98H63V101L62 102H57V107H58V103H61V106H60V104H59V106L61 107H59V111H60V113H59V115H61V112L62 113H64V114H62L61 116L63 117H65V119H64V117L63 118H61V119H63V120H59V121H65L64 123H65V125H63L62 127V129H63V131L61 130V133L62 132H64V133H66V134H73L74 135V138H75V141H72V147H77V146H84V147H87L88 146V140H84L83 138H82V136H86V130H89L90 131V128L91 129H94L95 127L94 126H92L91 124L85 129L84 128V125H83V123L81 122L82 121V118H84L83 117V113L84 112H86L87 113V115H88V117H96L99 121L97 122V123H95L96 125H98V123H101V126L104 128V131H102V132H99L98 133V135L99 136H101V135H107L108 136V139H110L109 141H111L112 142V144H113V141L111 140L112 138L110 137L111 135L109 134L110 132L112 133V135H113V133L115 132V128H114V125H113V122H112V118H113V113L111 112V110L110 109H108V108H106L105 107V105L102 103L103 102V99H104V96H103V89H101L100 88V78H99V75L101 74V72L99 73ZM149 71H147L146 73H148ZM154 72H152V73H154ZM158 72H160L159 74L161 75V70L159 69V71ZM171 72H173L172 70H171ZM171 72H170V75H171ZM203 72V71H202ZM212 72V71H211ZM210 72V73H211ZM231 72H233V71H231ZM11 73V72H10ZM37 73H38V69H37V72H35L34 71V73L33 74H36L37 75ZM56 73V72H55ZM55 73H53V74H55ZM75 73V72H74ZM77 73V72H76ZM157 73V72H156ZM164 74H166L165 72H163ZM205 73V72H204ZM22 74V73H21ZM39 74H41L40 72H39ZM59 74V73H58ZM144 74V72H141V75H143ZM155 74V73H154ZM154 74L152 75L153 77H154ZM159 74L157 75V77H160L159 76ZM173 74V73H172ZM175 74L177 75V72H175ZM202 74V73H201ZM206 74V73H205ZM212 74V73H211ZM220 74V73H219ZM27 74L26 73H24V74H22V76H21V78L23 77V76H26ZM94 76L96 75L95 73L93 74ZM175 75V76H176ZM177 75V76H178ZM204 75V74H203ZM203 75H201L200 77L202 78V80L204 79V77H203ZM239 75V74H238ZM237 75V76H238ZM13 76V75H12ZM37 76H39V75H37ZM42 76H43V73H42ZM42 76H40V77H37L36 79H35V87H39L38 89H36V88H34L36 91H32L33 89H31V91H32V93H29V94H32V97H31V99H33L32 101H33V106H31L32 108H34V111H36L37 113H39L43 108H44V105H45V101H46V98H47V100L48 99H50V98H48V96L50 95V97L52 98L53 97V95H52V93H54V97H55V89H57L58 90V88H54L53 89V85H54V82H53V84H52V82L50 83V81L53 79H50L49 80V78H46L47 80H49V83H48V81L44 78V77H46V76H44V77H42ZM54 76V75H53ZM57 76V75H56ZM59 76V75H58ZM94 76L92 77V79H94ZM150 77H151V75H149ZM163 76V75H162ZM168 76L169 75H167V79H168ZM174 75H173V77H175ZM214 76V75H213ZM222 76V75H221ZM19 76H17V79H19L18 78ZM60 77V76H59ZM88 77V76H87ZM131 77V76H130ZM150 77H148V78H150ZM156 77V78H157ZM165 77V76H164ZM163 77V78H164ZM173 77H171V78H173ZM215 77V76H214ZM144 78H145V76H144ZM144 78H143V80H142V82L144 81ZM160 78H162V77H160ZM176 78L177 77H175V79H174V82H175V80H176ZM192 78V79H191ZM200 78V79H201ZM59 79V78H58ZM92 79H90V80H92ZM155 79V78H154ZM153 79V80H154ZM177 79H181V78H177ZM186 79V80H185ZM206 79V78H205ZM54 80V79H53ZM159 80H161V79H157V81H159ZM163 80V79H162ZM201 80V81H202ZM215 80V79H214ZM54 81H59V80H54ZM129 81V80H128ZM127 81V82H128ZM131 81V80H130ZM148 81L149 82H151V80H147V78H146V80L142 83L141 82V80H140V84L138 85V86H131V85H129L130 83L132 84H134V82L132 81V82H129V83H125L124 84V86H121L120 88L118 87L117 88V90H119V93L117 94V95H119L120 93V95H122V98L124 97V96H127L126 98H128L130 95H133L134 97H135V99L137 98V100L139 99V97L143 100V98L142 97H145V94L143 95V93H147V94H149L148 92H152V94H153V91H154V89H153V91H152V87H151V91L150 90H148V92H144V91H147L146 89H147V85H149V84H151L152 82H154V83H156L155 81H156V79H155V81H152L151 83H149L148 84ZM169 81H170V79H169ZM169 81H167V82H169ZM204 81H206V80H204ZM208 81V80H207ZM90 82V81H89ZM161 82V81H160ZM159 82V83H160ZM165 82V81H164ZM163 82V85H165L166 87L169 85H166L167 84V82H165L164 83ZM181 82H183V80H181ZM180 81H178V83H181ZM215 82H216V80H215ZM63 83V82H62ZM61 83V84H62ZM154 83H152V84H154ZM158 83V84H159ZM172 83V82H171ZM178 83L177 84H174V85H176L177 87H178ZM185 83V82H184ZM188 83H187V85H188ZM227 83V82H226ZM225 83V91L227 92V93H230V89L232 88V86L230 85V83L228 82L227 84ZM34 84V83H33ZM57 84H60V83H57ZM74 84V83H73ZM92 84V83H91ZM136 84V83H135ZM158 84H154V85H158ZM44 85H46L47 87H45ZM66 85V86H65ZM160 85V84H159ZM161 85H162V82H161ZM160 85V86H161ZM162 85V86H163ZM171 85V84H170ZM181 85V84H180ZM42 86H44L45 87V89L47 90V91H45V89L44 90H42ZM55 86V85H54ZM57 86H60V85H56V87ZM93 86V85H92ZM165 86H163V87H159V88H163V89H166L167 90V88H165ZM182 86V85H181ZM183 86H184V88L185 89H188V87L186 88L185 86V84H183ZM242 86V85H241ZM240 86V87H241ZM24 87V88H23ZM23 87H21V89L18 91L19 93H18V95L19 96H25L26 94L28 95V93H27V91H29V89L28 88H26L25 86H23ZM149 87H150V85H149ZM154 87V86H153ZM156 87V86H155ZM169 87H172V86H168V89H170V92H174L175 90H176V88H174L175 90L174 91H171L172 90V88H169ZM41 88V89H40ZM61 88V87H60ZM156 88H158V86L156 87ZM156 88H155V90H156ZM214 88H217V85L215 84L214 85ZM234 88V87H233ZM243 90H244V88L243 87H241ZM98 89V90H97ZM161 89H159V90H161ZM53 90L55 91V92H53ZM182 90V89H181ZM30 91V92H31ZM60 91V90H59ZM157 91V90H156ZM165 90H163L161 93H163L166 97L168 96V92L169 91H167V93H166V91L164 92ZM194 91V92H196L195 94H194V92L192 93V92ZM241 91V90H240ZM185 91H183V93H182V95H183V97H185V93H184ZM236 92V91H235ZM238 92V91H237ZM116 93V92H115ZM160 93V92H159ZM166 93V94H165ZM175 93V92H174ZM192 93V94H191ZM213 93H215V95H216V98L215 97H213L212 95H213ZM240 93H242V92H240ZM146 94V95H147ZM154 94H156V93H154ZM158 94V93H157ZM170 94H172V93H169V95ZM178 94H180V93H178ZM194 94V95H193ZM237 94V93H236ZM129 95V96H128ZM143 95V96H142ZM163 95V96H164ZM174 95H176V94H174ZM181 95V96H182ZM214 95V96H215ZM221 95V94H220ZM230 95V94H229ZM238 95H239V92H238ZM148 96V95H147ZM156 96H158V95H156ZM160 96H161V94H160ZM188 95H186V98H183V97H180V95H179V97H180V99L182 98V99H186V101L185 100H183V101H185V102H182L183 104L182 105H185L184 106V108H183V112L184 113H186L187 111V113H189V112H193V113H196L197 112V114H199L200 112H201V116L202 117H200L201 119L205 116V114L207 115L209 112H210V110L212 111V109H211V107H210V110H209V108H207L209 105L210 106H212V104L214 103V102H212V101H210V100H208V104L209 105H207V107H206V105L203 107V105H199V102L200 101H206V99L205 98H203L202 100H194V99H190L189 97H187ZM208 96V97H207ZM222 96V95H221ZM224 96V95H223ZM21 97V98H22ZM26 97V96H25ZM57 98H61V97H59L58 95L56 96ZM130 97H132V96H130ZM129 97V98H130ZM165 97V98H166ZM176 97V96H175ZM191 97V96H190ZM198 97V98H199ZM230 97V96H229ZM231 97H233V96H231ZM235 97V96H234ZM57 98H54V99H57ZM151 98H152V96H151ZM157 98V97H156ZM155 98V99H156ZM161 98V97H160ZM164 98V99H165ZM124 99V98H123ZM133 99V98H132ZM168 99V98H167ZM181 99V100H182ZM190 99V100H189ZM224 99V98H223ZM137 100H135L136 102H137ZM140 100V99H139ZM194 100V102H192V101ZM221 99H219V102L220 103H222L221 101H220ZM148 101V100H147ZM166 101V99L164 100V102ZM168 101V100H167ZM196 101V102H195ZM197 101H198V103H197ZM140 102V101H139ZM139 102H137V104H136V106L138 105V106H141V105H139L138 103ZM146 102V101H145ZM209 102H211L212 104H210ZM217 102H218V100H217ZM47 103V102H46ZM48 103H49V101H48ZM169 103V102H168ZM168 103H166V104H168ZM178 103H180V102H178ZM185 103V104H184ZM204 103V102H203ZM202 103V104H203ZM220 103H217V104H220ZM149 104V103H148ZM154 104V103H153ZM158 104V103H157ZM157 104L155 105L156 107H157ZM165 104V103H164ZM204 104H206V103H204ZM216 104V103H215ZM31 105H32V103H31ZM180 106V104H178L177 105V107L178 106H180L181 108L183 107V106ZM25 106H27V105H25ZM51 106V105H50ZM49 106V108H51ZM56 107V102H55V105H53V107ZM134 106V105H133ZM132 106V107H133ZM135 106V107H136ZM202 106V107H201ZM220 106V105H219ZM30 107V106H29ZM54 107V108H55ZM131 107V108H132ZM135 107H134V109H135ZM180 107H178V110H180ZM207 108L208 110H209V112H207L206 111V113H205V111H204V116H203V113H202V111L204 110V108ZM216 108V106L215 105H213V108ZM218 107V106H217ZM20 108V107H19ZM23 108V107H22ZM22 108H20V109H22ZM26 108V107H25ZM24 108V109H25ZM32 108H30V109H32ZM49 108H46V106H45V109H49ZM131 108H129V111H130V109ZM176 108V107H175ZM203 108V109H202ZM205 108V109H206ZM27 109H28V107H27ZM27 109L25 110V113H27V115H28V113L29 112H27ZM57 108H55L54 110H56ZM139 109V108H138ZM137 109V110H138ZM33 110V109H32ZM136 110V111H137ZM140 110V109H139ZM138 110V111H139ZM176 110H177V108H176ZM215 110V109H214ZM214 110H213V112H214ZM48 111V110H47ZM47 111H44L45 113H43V111H41L40 113H39V116H40V120H42V124H44L45 126H43V128L44 127H47L46 125H48L49 123H51L49 120H51V118H49V117H51V116H49L52 112L51 111H53V108L51 109V111H50V113L49 112H47ZM58 110H56V114H58V112H57ZM181 111V110H180ZM179 111V112H180ZM186 111V112H185ZM5 112V111H4ZM3 112V113H4ZM7 112V111H6ZM18 112V111H17ZM21 113H22V111H20ZM23 112H24V110H23ZM135 112V111H134ZM182 112V113H183ZM213 112H210L211 114H213ZM8 113V112H7ZM6 113V114H7ZM25 113H23V115H26ZM37 113H33V114H36L37 115ZM54 113V115H56ZM181 113V112H180ZM183 113V114H184ZM210 113L208 114V115H210ZM3 115V114H2ZM15 115V114H14ZM22 115V114H21ZM207 115V116H208ZM214 115V114H213ZM212 115V116H213ZM13 116V115H12ZM163 116H165V115H163ZM167 116V115H166ZM182 116V115H181ZM184 116V115H183ZM186 116V115H185ZM189 116V115H188ZM192 116V115H191ZM5 117V116H4ZM22 117V116H21ZM25 117V116H24ZM28 117V116H27ZM32 117H35V116H33L32 115ZM37 117H38V115H37ZM52 117H53V115H52ZM161 118H163L162 116H160ZM168 117V116H167ZM187 117V116H186ZM186 117H184V120L186 119ZM190 117V116H189ZM193 117V116H192ZM195 117V116H194ZM8 118V117H7ZM18 118V117H17ZM60 118V117H59ZM135 118V117H134ZM12 119H14V118H12ZM132 119V118H131ZM181 119H183V118H181ZM190 119V118H189ZM207 119V117H205V119L204 120H206ZM209 119V118H208ZM39 120V121H40ZM56 120H58V119H56ZM81 120V121H80ZM130 120V119H129ZM163 120V119H162ZM188 120V119H187ZM198 120V119H197ZM7 121V120H6ZM9 121V120H8ZM32 121H33V119H32ZM31 121V122H32ZM37 121V120H36ZM48 121H49V123H48ZM178 121V120H177ZM181 122H182V120H180ZM180 121H178V123H180ZM200 121V120H199ZM27 122V121H26ZM29 122V121H28ZM30 122V123H31ZM61 122V123H62ZM185 122V121H184ZM202 122V121H201ZM204 122H206V121H204ZM208 122V121H207ZM206 122V123H207ZM30 123H28V124H30ZM32 123H34V122H32ZM30 124V125H27V126H29V128L31 127V125L33 126V125H35V124ZM37 123H39L40 124V122H37ZM55 123H56V121H55ZM190 123V122H189ZM191 123H193V122H191ZM15 124V123H14ZM94 124V125H95ZM177 124V123H176ZM185 124V123H184ZM201 124V123H200ZM26 125V124H25ZM55 125V124H54ZM182 125V124H181ZM180 125V126H181ZM196 125V124H195ZM191 126V125H190ZM193 126V125H192ZM200 126V125H199ZM56 127H57V125H56ZM59 127V126H58ZM183 127H185V126H183ZM186 127H188V126H186ZM196 127V126H195ZM32 129H34V126H33V128H31L30 129V131L29 132H31V130ZM37 129V128H36ZM40 129V128H39ZM117 129H119V128H116V130ZM156 129H159V128H156ZM156 129H154V131H156ZM163 129V128H162ZM27 130V129H26ZM45 130H46V128H45ZM50 130V129H49ZM196 130V129H195ZM15 131V130H14ZM21 131H22V128H21ZM35 131V130H34ZM114 131V132H113ZM163 131L164 130H162V133H163ZM194 131V130H193ZM28 132V131H27ZM45 132H47V131H45ZM58 132H60V131H58ZM118 132H120V130L118 131H116V133L114 134L115 135V140H117L119 137H122V135L123 134H121V135H118V138H116V134L118 133ZM156 132H158V135H159V131H156ZM185 132H188V131H185ZM34 133V132H33ZM36 133V135H37V133L38 132H35ZM53 133H57L56 132V129H55V131L53 132ZM121 133V132H120ZM155 133V132H154ZM193 133V132H192ZM21 134V133H20ZM40 134H41V131H40ZM43 134H44V132H43ZM60 134V133H59ZM58 134V135H59ZM157 134V133H156ZM185 134V133H184ZM189 134V133H188ZM26 135V134H25ZM24 135V136H25ZM63 133H62V135H59V137L60 136H62L63 137ZM98 135L96 136V138L97 139H99V137H98ZM110 135V136H109ZM193 135V134H192ZM14 136V135H13ZM53 136H54V134H53ZM57 136V134L55 135V137ZM107 136H104L106 139H107ZM164 136H165V134H164ZM188 136V135H187ZM20 137V136H19ZM58 137V136H57ZM65 137H66V135H65ZM104 137H103V139H104ZM125 137V136H124ZM127 137V136H126ZM172 137V136H171ZM194 137V136H193ZM27 138V137H26ZM44 138V137H43ZM49 138V137H48ZM50 138H52V137H50ZM129 138V137H128ZM134 138V137H133ZM189 138V137H188ZM66 139V138H65ZM64 139V140H65ZM97 139H96V141H97ZM105 139V140H106ZM120 140L119 141H121V138H119ZM185 139V138H184ZM191 139V138H190ZM189 139V140H190ZM21 140H23V139H21ZM30 140V139H29ZM58 140V139H57ZM100 140H102V136H101V139ZM99 140V142H101ZM132 140V139H131ZM50 141H52V139L50 140ZM56 141V140H55ZM61 141H63L62 139H61ZM103 142H104V140H102ZM108 141V140H107ZM108 141V142H109ZM181 141V140H180ZM185 141V140H184ZM187 141V140H186ZM186 141H185V143H186ZM23 142V141H22ZM34 142V141H33ZM108 142H104L105 144V146L108 144ZM188 142V141H187ZM49 143V142H48ZM102 143V142H101ZM114 143H116V141L114 142ZM25 144V143H24ZM23 144V145H24ZM26 144H28V143H26ZM31 145H33L32 143H30ZM29 144V145H30ZM38 144H40V143H38ZM41 144H43V143H41ZM47 144V143H46ZM52 144H53V146H54V142H52ZM57 144V143H56ZM110 144V143H109ZM108 144V145H109ZM29 145H27V146H29ZM29 146L28 148H26L25 149V147H24V150L25 151H23V152H19L16 156H15V158L13 159V162H12V164H11V170H10V178H8V180H7V185H6V187H5V183H4V188L3 187H1L0 186V264H27V262L29 261L28 259H30L31 257L33 258V255L31 256L30 255V253H31V251H29V249H32V248H28V247H26L27 249H28V251L30 252H27V251H25L24 249V251L22 252V250H21V253H23L24 254V252H26L24 255H22V257H21V255L19 254L20 253V251L18 252H16L15 254L16 255H20V256H16V255H14V251L11 253L12 255H10L9 253H8V251H9V249H7V247L9 248V245H8V243L14 238V239H16L17 237V235H18V233H19V231L21 230H19V228H20V225H22V224H20L19 223V221H20V207L21 206H23V205H20V204H22V202L25 204L29 199H31L30 197L28 198L27 197V195H26V193L24 192V189H22L21 187H19V184H18V181H19V179L21 180V179H23V178H20V176H22V169L23 168H25V166L27 167V165L29 164V163H31V154L34 152L33 151V148H32V146ZM111 145V144H110ZM145 145V144H144ZM154 145V144H153ZM34 146V145H33ZM49 146H52L51 144L49 145ZM159 146V144L157 145V147ZM175 146V145H174ZM173 146V147H174ZM22 147V148H23ZM63 147V146H62ZM107 147V146H106ZM155 148H157L156 146H154ZM21 148V147H20ZM21 148V149H22ZM53 148V147H52ZM56 148V147H55ZM103 148L105 149V147L103 146ZM155 148H154V150H155ZM159 148V147H158ZM20 149V150H21ZM106 149H108L109 150V152L108 151H106V152H108L109 154H110V152H112L113 151V149L111 148V150L112 151H110V146L108 147V148H106ZM105 149V150H106ZM149 149V148H148ZM151 149H153V147L151 148ZM160 149V148H159ZM159 149H157L156 150V152H158L159 151ZM172 149V148H171ZM170 149V150H171ZM19 150V149H18ZM18 150H17V152H18ZM55 150V149H54ZM63 150V149H62ZM33 151V152H32ZM36 151V150H35ZM60 150H58V152H59ZM32 152V153H31ZM160 152V151H159ZM163 152H165V151H163ZM152 153H155V152H151V155H153ZM168 153V152H167ZM171 153V152H170ZM81 154V153H80ZM79 154V155H80ZM108 154V155H109ZM114 154H116L115 152H114ZM114 154L112 153L110 156H111V158H113L112 156H114ZM14 154H12V156H13ZM79 155H78V159L80 158L79 157ZM151 155H150V157H151ZM85 155H81V158H80V160L82 161L85 157H84ZM110 156L108 157V158H110ZM118 157V156H117ZM71 158H73V157H71ZM115 159H116V156L114 157ZM113 158V159H114ZM152 158V157H151ZM110 160L109 159V161L108 162H111V161H114V160ZM119 159V158H118ZM118 159L117 160H115L114 162H116V161H118ZM11 160H12V158H11ZM10 161V160H9ZM11 162V161H10ZM46 162V161H45ZM44 162V163H45ZM113 162V163H114ZM147 162V161H146ZM38 163V162H37ZM48 163V162H47ZM107 163V162H106ZM112 163V164H113ZM117 164H119V162H116ZM115 163V164H116ZM157 163V162H156ZM48 164H50V163H48ZM54 164V163H53ZM110 163H108V165H109ZM152 164V163H151ZM7 165H10V164H7ZM46 165V164H45ZM56 165H58V164H56ZM60 165V164H59ZM63 165V164H62ZM147 165V164H146ZM149 165V164H148ZM30 166V165H29ZM49 166V165H48ZM50 166H51V164H50ZM49 166V167H50ZM111 166V165H110ZM150 167H146L145 166V171H146V169H147V171L149 170L148 168H152L151 167V165H149ZM30 167H32V166H30ZM49 167L47 168V166H46V169H49ZM64 167V166H63ZM63 167H61V169L63 168ZM67 167H69V166H66V168ZM54 168H55V166H54ZM56 168H58V166L56 167ZM71 168V167H70ZM70 168L69 169H66V170H70ZM26 169V168H25ZM32 169H35L34 167L32 168ZM41 169V168H40ZM52 170H53V168H51ZM60 169V168H59ZM58 169V170H59ZM30 170H31V168H30ZM42 170V169H41ZM62 170H65V167H64V169H62ZM62 170H60V171H58L59 173L61 172V174L63 175V177H65V179H67L68 180V178L69 179H71V174L69 173L70 171H72V170H70L69 172H67L68 174H66V172H63L62 173ZM4 171H5V169H4ZM57 171V170H56ZM55 170H54V172H56ZM146 171V172H147ZM44 172V170H42V173ZM53 172V171H52ZM57 172V173H58ZM73 172V171H72ZM74 172H76V173H74ZM73 172V174L75 175V179L73 178V176H72V180H70L69 181V183H70V187L72 186V187H75V188H77L78 186L77 185H79V187H78V190H76L75 188H72V190L74 191V189L78 192V194H80V195H85V194H88V192H92V190H93V188L91 187V185L90 184H87V183H85L84 185H83V183L81 184V183H76V182H79V180H81V179H78V181H77V178L80 176V175H82V174H79V173H81L80 171H79V173L77 172V171H74ZM146 172H144V174H146ZM32 173V172H31ZM58 173V174H59ZM106 173H107V171H106ZM148 173V172H147ZM35 174V173H34ZM48 174V172H44V175H47ZM56 174V173H55ZM71 175V176H68V178H66L67 177V175ZM57 175V174H56ZM60 175V174H59ZM78 175V176H77ZM108 175V174H107ZM26 176L27 175H23L22 177H24L25 179H26ZM113 176H116V175H113ZM34 176H32V178H33ZM60 177H62L61 175H60ZM59 177V178H60ZM82 177V176H81ZM84 177V176H83ZM108 177V176H107ZM106 177V178H107ZM3 178H5V177H3ZM31 178V177H30ZM80 178V177H79ZM104 178V177H103ZM111 178V177H110ZM117 178V177H116ZM63 181H64V178H61ZM59 180V181H62V180ZM102 179V178H101ZM109 179V178H108ZM108 179H105V184H104V187H112V185L113 186H115L116 185V181H115V179H114V183H115V185L114 184H112L113 183V180L112 179H110L109 181H108ZM118 179V178H117ZM116 179V180H117ZM27 181H28V179H26ZM42 180V179H41ZM76 182H75V181ZM82 180H84V179H82ZM81 180V181H82ZM108 182H107V181ZM32 181V180H31ZM31 181H28V183H30ZM80 181V182H81ZM103 181V180H102ZM35 182V181H34ZM42 182V181H41ZM66 182V181H65ZM65 182H64V185H65ZM68 182V181H67ZM107 182V183H106ZM2 183H3V181H2ZM1 183V184H2ZM22 183V182H21ZM32 183V182H31ZM63 183V182H62ZM69 183L67 184V185H69ZM119 183V182H118ZM26 184V183H25ZM35 184V183H34ZM73 184H76V186H74ZM81 184V185H80ZM112 184V185H111ZM83 185V186H82ZM93 185V184H92ZM103 185V184H102ZM111 185V186H110ZM27 186H29V185H27ZM26 185H25V189H26V187H27ZM34 187V186H33ZM32 187V185H31V188H33ZM69 187V188H70ZM24 188V187H23ZM28 188V187H27ZM30 188V187H29ZM80 188V189H79ZM22 190H23V192L25 193V195L24 196H22V199H20V195L22 194ZM26 192H27V190H25ZM28 191H29V189H28ZM71 191V190H70ZM76 191H74V192H76ZM72 192V191H71ZM32 193V192H31ZM34 194V193H33ZM72 194H73V192H72ZM76 194V193H75ZM42 195V194H41ZM128 195V194H127ZM127 195H126V197H127ZM131 195V194H130ZM44 196V195H43ZM132 196V195H131ZM131 196H128L129 198H131ZM41 197V196H40ZM127 197V198H128ZM34 198V197H33ZM36 198V197H35ZM34 198V199H35ZM128 198V199H129ZM22 200V201H21ZM4 201H9V202H12V206H9V207H7V206H5V202ZM29 201H31V200H29ZM48 202V201H47ZM261 202V203H260ZM3 203H5V204H3ZM28 203V205H29V202H27ZM26 203V204H27ZM44 203V202H43ZM257 203V202H256ZM252 204V205H248V207H247V210H246V212L248 211L249 213L251 212H255V214H257V212L259 213L261 210H262V212L264 211L263 209H264V201H258V203L257 204ZM49 204H52L51 202L49 203ZM78 204L80 205V204H82V203H80V202H78ZM46 205V204H45ZM77 205V204H76ZM84 205V204H83ZM78 206V205H77ZM77 206H76V209H72L73 210V216L71 217V219H70V217H69V223L73 226V229L75 230L76 228V231L75 232H77L78 231V229H79V231L81 232V230H86L85 229V226L88 224H84V223H86L85 222V219H89L90 217L92 218V216H90V214H92V213H90V211L89 212H86V213H90L89 214V216H88V214H86L85 215V213H83V208H82V210H80V208H79V206H78V208H77ZM82 205H80V207H81ZM85 206V205H84ZM39 207V206H38ZM46 207V206H45ZM44 207V208H45ZM85 207H87V205L85 206ZM50 208V207H49ZM75 208V207H74ZM88 208V207H87ZM23 209V208H22ZM86 209V208H85ZM89 209V208H88ZM87 209V210H88ZM40 210V209H39ZM43 210V209H42ZM86 210V211H87ZM245 210H242V211H245ZM22 212L21 213H23V210H21ZM44 212V211H43ZM85 212V211H84ZM247 212V213H248ZM261 212V213H262ZM38 213H39V211H38ZM38 213H36L37 215H38ZM83 213V214H82ZM240 213V212H239ZM46 214V213H45ZM252 214H254V213H252ZM40 215V214H39ZM38 215V216H39ZM51 215V214H50ZM237 215V214H236ZM245 215V214H244ZM22 216V215H21ZM42 216V215H41ZM40 216V217H41ZM59 216V215H58ZM85 216H87L88 218H85ZM94 216V215H93ZM104 216V215H103ZM106 216V215H105ZM233 216V215H232ZM22 217H24V215L22 216ZM49 217V216H48ZM63 217V216H62ZM33 218V217H32ZM44 218V217H43ZM64 218V217H63ZM91 218L89 219L90 220V222H92L91 221ZM94 218H96V217H94ZM230 218L231 217H223L222 218V220H221V218H220V221L221 222H230ZM235 218V217H234ZM38 219V218H37ZM49 219V218H48ZM93 219V218H92ZM34 220V219H33ZM32 220V221H33ZM63 220V219H62ZM68 220V219H67ZM89 220H86V221H88L89 222ZM96 220V219H95ZM98 220V219H97ZM100 220V219H99ZM98 220V221H99ZM105 220V219H104ZM232 220H234L233 218H232ZM101 221V220H100ZM235 221V220H234ZM233 222V221H232ZM29 223V222H28ZM31 223V222H30ZM62 223H64V222H62ZM106 223V222H105ZM104 223V224H105ZM219 223V222H218ZM20 224V225H19ZM38 224V223H37ZM61 224V223H60ZM100 224V223H99ZM225 224V223H224ZM25 225V224H24ZM48 225V224H47ZM56 225V224H55ZM63 225V224H62ZM62 225H59V226H61L62 227ZM65 225V228H66V224H64ZM71 225L69 226V227H71ZM98 225V224H97ZM212 225V224H211ZM216 225V224H215ZM219 225H220V223H219ZM226 225V224H225ZM89 226V225H88ZM94 226H95V224H94ZM104 226V225H103ZM163 226V225H162ZM161 226V227H162ZM210 225H208V224H206V225H202V226H200V227H196L195 228V226H194V229H192V228H190L191 230L190 231H188V230H186L187 232H188V234H191V235H193V234H195V233H200V234H202L203 232H206L207 230H211V229H209V228H211V226L209 227ZM157 227V226H156ZM165 227V226H164ZM164 227H162V229L161 228H159L160 230L159 231H161V233L162 232H164V233H166V235H167V237H168V235H170L171 237H174V236H176V233H174L170 228V230H168L167 229V227L164 229ZM213 227V226H212ZM22 228V227H21ZM40 228H42V227H40ZM48 228V227H47ZM60 228V227H59ZM72 228V227H71ZM39 228H37L36 229V224H31V226L30 227H28V229H24V231L26 230V234H25V236L27 237L26 239L28 240V238H34V236L36 235L35 233H37V230H38ZM152 229H155V228H152ZM151 229V230H152ZM157 229V228H156ZM23 231V230H22ZM23 231V232H24ZM36 231V232H35ZM39 231V230H38ZM41 231V230H40ZM39 231V232H40ZM154 231V230H153ZM157 231V230H156ZM158 231V232H159ZM21 233V234H24V233ZM50 232V231H49ZM87 232H88V230H87ZM86 231L84 232L83 231V233H87ZM160 233V232H159ZM39 234V233H38ZM37 234V235H38ZM49 234V233H48ZM89 234V233H88ZM88 234H87V236H88ZM163 234V233H162ZM182 234H184V233H181V235ZM187 234V233H186ZM41 235V234H40ZM77 235V234H76ZM79 235H81V240L82 239H84V235H82L81 233L79 234ZM160 235V234H159ZM164 235V234H163ZM166 235H164L165 236V238H166ZM178 235H180V234H178ZM177 235V236H178ZM19 236H20V234H19ZM22 236V235H21ZM52 236V235H51ZM50 236V237H51ZM161 236V235H160ZM187 236V235H186ZM185 236V237H186ZM190 236V235H189ZM188 236V237H189ZM195 236V235H194ZM198 236V235H197ZM47 237V236H46ZM79 237V236H78ZM83 237V238H82ZM184 237V235H183V237L182 238H185ZM23 238H25V237H23ZM38 238V237H37ZM53 238V237H52ZM85 238H87V237H85ZM170 238V237H169ZM259 238V237H258ZM13 239V240H14ZM42 239H43V237H42ZM48 239H50V238H48ZM253 239V238H252ZM262 239V238H261ZM29 240H32V239H29ZM35 240V239H34ZM38 239H36L35 241H37ZM78 240V239H77ZM141 240H143V239H141ZM256 240V239H255ZM258 240V239H257ZM259 240H260V238H259ZM18 240H16V242H17ZM33 241V240H32ZM40 241H41V239H40ZM39 241V242H40ZM263 241V240H262ZM82 242V241H81ZM141 242V241H140ZM140 242H138V245H140ZM248 242V241H247ZM246 242V243H247ZM251 242V241H250ZM249 242V243H250ZM260 242V241H259ZM258 241H257V243H259ZM31 243V242H30ZM33 243V242H32ZM36 243V242H35ZM34 243V244H35ZM64 243V244H63ZM62 243V241H61V244H63V246L61 245V250H60V254H61V258H62V256H64V257H68L69 255H70V252H71V246H72V241L67 237L66 239H65V241ZM254 243H256V242H254ZM256 243V244H257ZM83 244H85V243H83ZM142 244V243H141ZM252 244V243H251ZM8 245V246H7ZM22 245V244H21ZM25 245V244H24ZM23 245V246H24ZM29 245H31V244H29ZM43 245H44V243H43ZM246 245V244H245ZM258 245V244H257ZM26 246V245H25ZM81 246H82V244H81ZM81 246H80V248H81ZM137 246V245H136ZM141 246V245H140ZM248 246H249V244H248ZM251 246V245H250ZM47 248V247H46ZM114 248L115 247H113V246H107V247H105V248H102V249H100V250H98L99 252H100V255L102 256V257H106V256H109L110 254H111V256H113V253L115 252V250H114ZM118 248V247H117ZM134 248V247H133ZM13 250V249H12ZM44 251H45V247H44ZM163 251V250H162ZM34 252V251H33ZM128 252V251H127ZM167 252V251H166ZM166 252H164L163 251V253L162 254H166ZM45 253V252H44ZM118 254H116V257H112V259H114V258H118L117 257V255L119 256V253L120 252H117ZM126 253V252H125ZM124 253V254H125ZM34 254V253H33ZM58 254H59V252H58ZM161 254V253H160ZM161 254V255H162ZM40 255V254H39ZM43 255V254H42ZM158 255V254H157ZM14 256V257H13ZM120 256H121V254H120ZM72 257V256H71ZM122 257V256H121ZM159 257H161V256H159ZM35 258V257H34ZM34 258H33V261H31V259H30V261L33 263L34 262V264H35V260H34ZM120 258V257H119ZM37 259V258H36ZM38 259H40V258H38ZM42 259V258H41ZM72 259V258H71ZM108 260V258L106 259V261ZM122 260V259H121ZM120 260V261H121ZM40 261V260H39ZM105 261V262H106ZM110 261V260H109ZM118 261V260H117ZM116 261V262H117ZM126 261V260H125ZM43 262V261H42ZM124 262V261H123ZM122 262V263H123ZM29 263V262H28ZM107 263V262H106ZM109 263V262H108ZM112 263V262H111ZM43 264V263H42ZM110 264V263H109ZM114 264V263H113ZM124 264V263H123Z\"/></svg>",
  "mask_w": 264,
  "mask_h": 264
}]
</instances>
